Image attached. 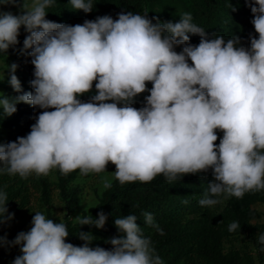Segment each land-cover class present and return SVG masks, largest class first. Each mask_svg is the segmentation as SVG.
Returning <instances> with one entry per match:
<instances>
[{
    "label": "clouds",
    "instance_id": "1",
    "mask_svg": "<svg viewBox=\"0 0 264 264\" xmlns=\"http://www.w3.org/2000/svg\"><path fill=\"white\" fill-rule=\"evenodd\" d=\"M10 2L15 0H0ZM68 2L85 13L94 7L93 0ZM53 3L22 0V14L0 12V54L18 43L23 26L27 35L20 51L30 49L26 55L33 66L32 90L0 94V113L12 115L20 102L43 110L25 136L0 143V174L27 178L57 169L84 176L106 172L111 163L113 178L123 185L158 175L174 182L211 170L213 179L198 200L207 208L264 191V0H245L257 34H249L247 47L239 36L206 33L188 12L175 23L128 11L116 19L105 14L69 25L45 18ZM229 8L236 10L230 3ZM189 34L198 35L199 43H190ZM17 67L4 68L19 93ZM93 82L94 94L82 101L93 92ZM146 91L143 106L133 107ZM218 131L223 135L215 143ZM104 187L111 182L105 180ZM8 200L0 188V224L14 216ZM143 215L162 235L152 214ZM106 220L102 211L95 218L74 217L79 226L98 229ZM136 221L134 214L115 218L122 235L111 238L106 250L89 247L90 232L78 231L80 246L66 242V224L35 211L30 229L11 241L0 237V247L19 246L21 254L11 264H164ZM238 228L235 221L228 225L230 232ZM258 241L264 245V233Z\"/></svg>",
    "mask_w": 264,
    "mask_h": 264
},
{
    "label": "trees",
    "instance_id": "2",
    "mask_svg": "<svg viewBox=\"0 0 264 264\" xmlns=\"http://www.w3.org/2000/svg\"><path fill=\"white\" fill-rule=\"evenodd\" d=\"M22 0L15 3L0 4V12H11L14 15L22 14L20 7ZM94 7L91 12L72 9L68 0H54L51 7L46 9L45 18L57 23L69 25L82 24L84 20H94L97 16L105 14L113 19L121 12L145 13L147 17H156L160 21L178 22L185 12L191 13L193 22L203 27L206 33L223 35L225 39L239 36L241 44L249 46V34H257L251 24L252 13L245 5V0H93ZM229 3L236 10L229 8ZM155 22V21H153ZM27 35L23 26L19 30L18 43L9 47L6 55L0 54V62L5 65L17 64L15 75L20 81L21 92L13 89L3 95L14 97L23 92L31 91L30 81L33 79V66L30 57L22 54L23 39ZM190 43H199V36L189 34ZM181 50L180 46L175 49ZM8 80H1L0 87H5ZM151 88V82H146ZM93 92L83 94L80 99L87 102ZM149 92L139 94L135 98L133 107L143 106L144 97ZM16 111L3 117L0 113V143L15 141L18 136H25L30 131V125L35 117L43 111L38 107L20 102L15 105ZM49 111L52 109H48ZM223 133L217 132L219 143ZM112 171L115 166L107 165ZM78 170L61 175L55 169V182L50 184L43 176H35L34 184L39 193V200L45 208V214L53 218L51 206L52 189L63 205L65 214L62 218L67 226L69 235L66 242L80 246L84 241L76 235L78 231L90 232L94 237L89 247H102L110 250L112 245L108 241L113 237L122 235L114 225V219L128 214L137 216L136 223L141 226L145 236L151 237L153 246L164 264H263L264 245L258 241L260 233H264V223L259 222V213L254 209L256 205L264 206V191L245 193L241 199L235 197L225 201L220 211L201 207L198 200L208 190V183L213 179L211 170L208 173L186 174L180 180L167 181L163 175L156 176L147 183L131 182L121 185L114 178L111 187L106 188L98 199L97 204L89 213L93 218L97 212L107 215L102 228L74 223L72 218L81 198V189L74 186ZM113 174V172H112ZM30 177L21 178L0 174V188L8 194L6 207L8 212L14 214L12 222L0 224V237L9 233L7 240L14 239L21 231L16 221L27 208L29 203ZM187 201V202H186ZM152 214L154 221L163 229L161 235L144 222V213ZM88 215L83 213L81 216ZM238 222L240 228L228 231L231 222ZM55 222V220H54ZM234 242L238 245H234ZM229 244L230 246L226 247ZM20 253L19 246L0 247V264H11V261Z\"/></svg>",
    "mask_w": 264,
    "mask_h": 264
},
{
    "label": "rangeland",
    "instance_id": "3",
    "mask_svg": "<svg viewBox=\"0 0 264 264\" xmlns=\"http://www.w3.org/2000/svg\"><path fill=\"white\" fill-rule=\"evenodd\" d=\"M5 64L0 62V72L3 70V77L0 75V81L1 80H8V70L7 68H4ZM8 90H12V87L7 82L5 87H0V94L5 93ZM54 170H51L50 173L47 176H43L48 180L50 184H53L55 182V174ZM32 180L29 186V203L27 208L23 211V213L20 215L19 219L16 221L17 226H21V231H28L31 227V219L32 216L35 215V211H42L45 213V208H43L40 200H39V193L37 191L36 185L34 184V177L35 175L29 176ZM113 174L108 166H106V172H102L100 174H88V175H80L78 173L77 178L74 182V186H77L81 189V198L80 201L76 207V210L73 215V222L74 217L78 215H82L83 213H90L92 209L95 207V205L98 202V199L100 198L103 191L106 189L104 187V181H112ZM225 204V201L222 204H218L212 209L214 211H220L223 205ZM254 209L259 213V222L264 223V206L263 205H256L254 206ZM51 214L55 220V222H59L64 217L65 211L63 208V205L59 201L57 197V192L52 189L51 193V206H50ZM46 215V214H45ZM12 222V219L6 223L8 226ZM75 223V222H74ZM8 238L9 233H5L3 236ZM2 237V236H1ZM234 245H238V243L234 242ZM230 246L229 244L226 245V247ZM7 247V246H5ZM21 253H19L20 255ZM264 264V263H263Z\"/></svg>",
    "mask_w": 264,
    "mask_h": 264
}]
</instances>
